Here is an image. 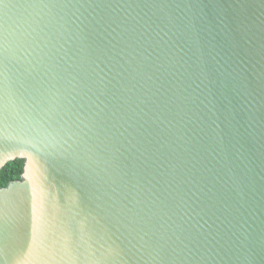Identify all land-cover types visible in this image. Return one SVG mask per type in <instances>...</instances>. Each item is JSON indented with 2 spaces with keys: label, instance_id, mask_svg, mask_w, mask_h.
I'll return each instance as SVG.
<instances>
[{
  "label": "water",
  "instance_id": "95a60500",
  "mask_svg": "<svg viewBox=\"0 0 264 264\" xmlns=\"http://www.w3.org/2000/svg\"><path fill=\"white\" fill-rule=\"evenodd\" d=\"M0 264H264V0H0Z\"/></svg>",
  "mask_w": 264,
  "mask_h": 264
},
{
  "label": "trees",
  "instance_id": "16d2710c",
  "mask_svg": "<svg viewBox=\"0 0 264 264\" xmlns=\"http://www.w3.org/2000/svg\"><path fill=\"white\" fill-rule=\"evenodd\" d=\"M24 163L23 160H17L6 165L0 172V189L6 188L11 182L21 181Z\"/></svg>",
  "mask_w": 264,
  "mask_h": 264
}]
</instances>
